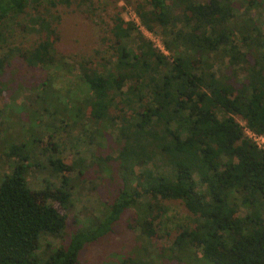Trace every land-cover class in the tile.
I'll return each instance as SVG.
<instances>
[{
  "label": "trees",
  "instance_id": "trees-1",
  "mask_svg": "<svg viewBox=\"0 0 264 264\" xmlns=\"http://www.w3.org/2000/svg\"><path fill=\"white\" fill-rule=\"evenodd\" d=\"M101 1L0 0V94L15 60L31 71L13 75L26 90L20 112L0 103V168L10 170L0 175V264H77L126 213L129 229L161 245L166 201L190 215L174 227L175 256L264 264V148L245 131L264 137V31L238 12L264 1L123 0L139 23L114 13L94 23L93 55L64 53L63 14L87 7L92 20ZM19 16L36 40L5 48ZM27 111L26 130L42 138L7 132ZM59 140L76 162L47 155ZM38 172L60 182L33 188ZM105 175L114 183L101 196ZM85 183L98 206L76 210L73 190Z\"/></svg>",
  "mask_w": 264,
  "mask_h": 264
},
{
  "label": "rangeland",
  "instance_id": "rangeland-1",
  "mask_svg": "<svg viewBox=\"0 0 264 264\" xmlns=\"http://www.w3.org/2000/svg\"><path fill=\"white\" fill-rule=\"evenodd\" d=\"M131 1L133 3V0ZM97 4L100 9L95 11L94 19L92 20H90L92 16L87 7L83 8V11L88 12V17L86 12L80 11H68L63 14L62 22L59 25L60 39L58 41V46L64 53L70 54L81 51L93 55L98 46V44L95 43V39L97 40V38L94 35V32L96 31L94 29V23H97L96 21H105L109 23L111 15L114 13H119L125 20L136 21V23H139V19L136 16L133 7L126 4L123 0H102ZM74 7L75 5H72L71 9ZM238 12L245 18L247 16L251 17L258 29L264 31V4L261 7H252L251 5L243 4ZM25 23L26 19L24 16H19L15 21L12 20L7 23L5 48L13 46L28 48L33 44L36 40V34L27 29L24 25ZM140 29L155 43L157 47L163 50L165 54H168L163 48L158 36L146 31L141 25ZM14 62L15 63L13 64H15V67L9 70L10 78L6 81L7 93L4 95L0 94V103L6 101V104L11 109L13 108L12 110L18 112V104L23 100L22 98L26 94V90L22 85H18L16 88L12 87L13 81L15 80L13 75H18L21 77V80L23 79L22 81H25L23 77L27 78L30 76L31 71L23 67L19 61L15 60ZM20 108L21 106L19 109ZM30 116L31 111H27L23 116L15 117L14 120L10 121V126L7 131L9 135H13L14 137V135L17 134L22 135L23 133H27L29 139L34 136L39 139L41 137L40 134L37 132L33 134L32 130H26L25 119ZM238 120L241 124H244L243 120ZM44 137L45 136L43 135V138ZM53 141L58 145L57 137L56 140L54 139L52 142ZM59 145L61 152L58 149V153L54 151V153H49L47 155H51L53 158L61 157L65 164L77 161L78 157L73 149L65 146L60 140ZM9 171V168H0V175ZM43 177L47 178L49 181H54V183L57 184L60 182V177H58V175L53 177L48 176V173L38 172L29 176V184L36 189L42 188L44 185ZM103 177L105 178V180L103 179L104 181L97 180L99 186L98 195L101 196L106 195V193L111 190V186L114 183L111 179L107 178V175ZM91 187V183L79 184L74 187V193L72 195V199H74V209H81V207L92 209L98 206V203L94 202V199L96 198ZM112 190L114 191L115 189ZM166 205L167 209L166 213L162 216L163 219L160 229V234L162 236L158 239L160 240L161 245H157L158 243L151 244L149 239L142 236L140 237L135 234L134 231L129 229L126 224L129 219L128 215L130 214L126 213L115 222L112 229L105 235L84 245L79 252V262L77 264H133L131 260L136 262V264H211L202 258L192 259L188 257V255H185L182 259L181 257L174 255V252L169 248L171 242L170 238L175 234L174 227L177 223L187 221L188 216L190 215L184 206L178 201H166ZM69 224L66 228L68 231L72 228ZM45 241H50L54 244L60 243L59 240L51 237L46 238ZM45 241L43 240L42 243ZM177 258H179L180 261Z\"/></svg>",
  "mask_w": 264,
  "mask_h": 264
},
{
  "label": "built area",
  "instance_id": "built-area-1",
  "mask_svg": "<svg viewBox=\"0 0 264 264\" xmlns=\"http://www.w3.org/2000/svg\"><path fill=\"white\" fill-rule=\"evenodd\" d=\"M247 135L254 140L260 147L264 148V137L261 135H258L248 129H245Z\"/></svg>",
  "mask_w": 264,
  "mask_h": 264
}]
</instances>
